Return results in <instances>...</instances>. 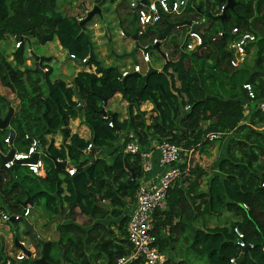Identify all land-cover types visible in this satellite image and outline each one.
Returning a JSON list of instances; mask_svg holds the SVG:
<instances>
[{
    "label": "trees",
    "instance_id": "16d2710c",
    "mask_svg": "<svg viewBox=\"0 0 264 264\" xmlns=\"http://www.w3.org/2000/svg\"><path fill=\"white\" fill-rule=\"evenodd\" d=\"M225 4L226 0H190L180 14H162L157 24L145 27L138 36L139 45L152 44L169 22L204 20L199 29L201 47L181 49L187 28L173 30L168 43H163L165 50H160L169 57L146 81L130 73L120 80L115 69L88 58L86 64H96L100 76L79 72L67 86L60 77L50 79V57L25 56L26 46L56 40L67 55L80 62L89 55L86 28L76 18L61 14L58 0H0V42L10 40L7 35L21 41L12 60L0 46V86L18 100L9 127L0 129V150L23 151L28 145L24 137L30 135L38 139L44 162L42 175L36 176L20 164L7 169L0 161V211L5 208L11 216L21 215V203L29 198L31 208L61 218L56 226L57 242L48 241L41 254L35 239L33 258L10 259L11 264H38L35 260L41 256L48 264H115L130 253L126 239L129 213L124 209L134 203L143 176L138 158L123 153V142L130 133L143 147L156 138L185 152L205 153L214 142L225 150L215 166L216 174L210 175L197 165L187 167L186 156L181 154L183 162L177 165L181 174L167 190L165 207L153 216L160 249H181L175 252L177 259L164 264H190V253L204 264H231L229 260L240 254L234 228L251 245L243 252L241 264H264V113L255 110V102L242 88L249 83L255 99L264 98V0H234L233 8L222 16L219 9ZM136 24L134 14L127 27L120 22L131 35L136 33ZM233 27L255 38L246 46V53L254 48L251 67L236 62L228 47ZM29 60L32 68L26 66ZM35 63L41 72L34 71ZM115 93L126 102L125 118L104 109V100ZM144 102L152 105L148 116L139 109ZM0 105L3 117L8 105L2 97ZM75 118L88 129V138L71 132L69 123ZM9 130L14 135L8 146L4 139ZM208 133L217 137L210 140ZM56 134L60 136L58 146L54 144ZM88 144L92 146L84 154ZM52 158L67 160V166L76 169L74 174L56 169ZM204 178L206 188L202 190L199 185ZM105 202L110 209L104 207ZM224 214L233 219L213 228L193 225L198 217L204 220ZM77 216L86 217V224H77ZM22 222L24 217H19L10 225L17 231ZM13 238L19 239L17 232ZM182 251L187 253L182 255ZM6 258L0 251V262ZM129 264H143V259Z\"/></svg>",
    "mask_w": 264,
    "mask_h": 264
},
{
    "label": "built area",
    "instance_id": "2783aa9c",
    "mask_svg": "<svg viewBox=\"0 0 264 264\" xmlns=\"http://www.w3.org/2000/svg\"><path fill=\"white\" fill-rule=\"evenodd\" d=\"M188 1L189 0H150L143 4L139 3L138 5L132 3L131 6L135 7L136 21L139 26L138 34H141L145 27L157 24L160 21L162 14H180ZM88 10L85 9L84 14L77 17L76 20L79 22L82 21ZM223 10L224 7H221L219 9V13L221 14ZM203 21L204 20H197L194 22L200 23ZM93 26H96V24H93ZM186 35L187 38L182 44L185 51L196 50L203 44V39L199 31L193 32L188 30ZM217 36H222V32H218ZM230 36L231 39L229 40L228 47L232 50L236 62H243L247 58L246 46L247 44L252 43L255 38L253 34L249 32L239 33L237 27H233L231 29ZM6 37L14 42L15 48L19 47L21 41L15 36L7 35ZM155 42L156 40L153 41V43ZM30 54L31 50L27 49V55ZM163 57L165 59L164 62H166L168 57L167 53H163ZM68 58L70 60H75V57L72 54L68 55ZM149 58L148 52L142 53L143 62L148 63L150 61ZM87 61L88 57L84 58L80 62L85 64ZM140 70L141 67L139 64L134 63L130 70H123L118 75V79H123L131 72L140 73ZM42 71L45 72L47 69L44 68ZM242 88L244 89L247 98L250 101L255 102V110L264 113V98L256 100L253 87L249 83H244ZM187 108L188 106L185 107V109ZM109 126H112V123H109ZM206 137L211 140L216 138L217 135L208 133ZM24 138L28 140L27 148L20 152L14 151L11 160L3 163V166L8 169L15 166L16 161H22L20 165L26 167L31 174L40 176L43 173L44 162L42 159L43 152L39 149V141L37 138L30 135H25ZM127 138L128 139L125 142L122 141L124 146L123 153L125 155L136 156L138 158L143 175L144 173H150L153 168V151L157 154L156 162L162 171L156 181L144 183V181H141L143 176L140 179V185L134 196V208H131L126 227V239L130 244L131 250L128 255L118 258L115 264H129L132 260L138 257L143 259V264H164L168 258L165 252L161 251L157 235L153 232V216L156 210L163 209L165 207L167 190L172 185L173 181L179 178L181 174L179 167H177L178 164L183 162L181 154L183 153V155L186 156V166L190 167V156L193 153V149L185 152L182 148L174 145L168 140H158L156 138L152 139L147 147H143L138 142L136 136L132 133L128 134ZM4 143L8 146L10 145L9 135L4 139ZM54 144L57 146L55 142ZM91 146V144H88L82 152L84 154H88ZM9 150L10 149L6 152L0 150V156H6ZM34 156H36V160L32 161ZM66 170L68 173L73 174L76 169L66 166ZM261 186H264V183H261ZM242 206L247 209L245 204ZM28 214L29 208L26 207L21 215L13 217L15 220L19 217L27 216ZM1 219L3 221H8L10 216L1 212ZM233 232L236 235V244L241 253V249L245 248L248 244L244 241L243 234L239 231V229L234 228ZM19 243L25 247L24 242L19 241ZM249 246L251 247L250 244ZM262 250L264 251V245ZM23 258H27V256L21 251V255L13 260L22 261L21 259ZM30 258H33V253H31ZM229 262L231 264H236L235 258H231ZM2 264H11V260L6 259V261Z\"/></svg>",
    "mask_w": 264,
    "mask_h": 264
},
{
    "label": "crops",
    "instance_id": "0c3cea01",
    "mask_svg": "<svg viewBox=\"0 0 264 264\" xmlns=\"http://www.w3.org/2000/svg\"><path fill=\"white\" fill-rule=\"evenodd\" d=\"M80 1H84V0H61V8L59 9L61 11V14L63 15H66V16H71V17H74V18H77V17H80L84 14V10L85 9H89L88 11H90L91 9H93L94 7H97L99 8V14H95V15H102V11H101V7L104 6L106 7L105 9V13H106V16H115L117 14V10H122L124 8H127L129 9L130 11H132V13L136 16L135 14V7L134 6H131V4H135V5H138L139 3H142L141 0H135V1H132V0H105V3L102 4V5H97L96 3L95 4H92L91 6H89V4L85 3V4H80L78 6V4L80 3ZM150 0H145V2H148ZM107 2H110L112 3V7L110 6V4L108 5ZM122 2V3H121ZM121 3V4H120ZM188 3V2H187ZM143 4V3H142ZM187 5V4H186ZM59 7V6H58ZM186 7V6H185ZM185 9V8H184ZM183 9V10H184ZM88 13V12H87ZM87 15V14H86ZM93 16L91 18V21H92V27L91 28V36L92 37H88V43L91 44V49L93 51V54H94V59H96L100 64L101 66H103L104 68H107V67H110V68H113L117 71L118 75L123 71V70H126V64H134L135 62L136 63H140L138 62L139 59H136L134 57V54L137 50H140L141 52V59H142V49H140L139 47H146V46H153L154 43L150 44V45H142V44H137V39H138V36L141 35V34H138V30H139V26H137V30H136V33H132L129 34V33H126L123 31V29L121 28L120 26V22H119V26L116 25L117 23V20H115L114 22L111 23V28L108 27L107 24L104 25L103 28H101L99 30V25L97 23V21L95 20V18H97V16ZM168 15H173V14H168ZM175 15V14H174ZM86 17V16H85ZM132 20V19H131ZM130 20V21H131ZM188 20V19H186ZM198 19H194L192 20V22L196 21ZM130 21L125 24V21L123 20V26L127 27L130 23ZM87 24V23H86ZM86 24L84 25V27L86 28ZM93 24H96V26H93ZM137 25V24H136ZM132 28V26H131ZM113 29H116L118 31V34H112V31H114ZM145 29V28H144ZM177 29V28H176ZM175 30V29H174ZM188 30H190V28H187V31L186 33L188 32ZM173 31V30H172ZM171 31V32H172ZM144 32V30H143ZM170 32V33H171ZM170 33L167 35V37L161 41L158 45V49H154L151 47L150 50H148V52H150V61L148 63H145L143 61H141L142 63H140L141 65V70L140 71L142 74L145 73V71L147 70L148 68V65H150L153 69H156L157 71H159V69L161 68V66H155L153 64V62H156L158 63V60L161 59L162 61H164V57H163V54H161L160 50L163 51L165 50L164 46H163V43H168L167 42V38L169 37ZM136 34L137 35V38L136 39H133L132 36ZM106 38H109L110 39V42L109 43H106L105 40ZM184 39V38H183ZM158 40V38H157ZM156 40V41H157ZM111 42H115L113 45L111 44ZM58 44V43H57ZM182 44H183V41H182ZM181 44V45H182ZM58 46V50L60 51V55H61V58L62 57H65V58H68V55H67V52L65 50H63L59 44L57 45ZM89 47V45H88ZM181 47V46H180ZM28 48V47H26ZM134 53H133V57H130L128 55H124L122 56L123 53H127L129 51H131L132 49H134ZM30 49V48H29ZM31 50V49H30ZM111 50V52H110ZM109 52L111 53V55L109 54ZM152 52H155L156 55H157V59L155 58L152 62V58H151V54ZM31 53H33L31 51ZM34 54V53H33ZM35 55V54H34ZM55 55V54H54ZM28 56V55H27ZM37 57V56H36ZM36 59V58H34ZM62 62L63 61H68L70 63H67L65 66H61L60 69H58V72H59V75L61 76V79L63 81L66 82L67 86H70L71 83H72V79L75 77V75L79 72H87V73H94L97 77L100 76V73L96 72L97 71V66L96 64H82L81 62L77 61V60H70L68 58V60L66 59H61ZM79 63L81 66L80 68H75V63ZM26 64L27 66H31L32 63L31 61H26ZM132 68V67H131ZM130 69V68H128ZM73 71V72H72ZM66 74L68 76H66ZM56 78V77H54ZM54 78H50L51 80H53ZM3 94H9V96H13V94L6 88H4V91H3ZM15 98V97H14ZM115 100H120V105L117 106L115 104H112L113 101ZM17 101L16 100L15 102H9V105L13 108V113H14V108H15V105L17 104ZM121 108H126V102L123 101V99L121 98V94L120 93H115L113 96H111L110 98H108L106 100V102H104V109L105 110H108L110 112H115V113H118L119 117L120 118H125V114L123 116H121ZM148 109L151 108L152 109V105L149 103V102H144L140 105L139 109L143 112H145L144 110L145 109ZM147 112V111H146ZM2 118V117H1ZM75 120H79L78 118H75L73 120H70V123H69V127H70V124L71 123H74ZM80 122V121H79ZM80 127H84L85 130H87V134L84 133L83 130H79L81 131V133H77V132H73L71 131L72 133H77L80 137H83V138H88L89 137V131L88 129L81 124ZM71 128V127H70ZM58 146V143L57 141L55 142ZM215 144V142H214ZM214 144L212 146H209L208 150L211 151L212 150V147L214 146ZM222 150H223V154L220 156L219 160L224 156L225 154V150H224V147L222 146L221 147ZM207 150V151H208ZM153 155H152V158H153V168L151 170L150 173H144L143 175V178L141 179V181H144L145 182H153V181H156V179L159 177V175L161 174V171L162 169L158 166L157 162H156V159H157V154L155 151H153ZM196 153L195 150H193V154ZM202 154H206V153H202ZM207 155V154H206ZM107 158V157H106ZM108 160V159H107ZM218 160V161H219ZM62 161V160H61ZM218 161L215 163V166L217 165ZM191 165V164H190ZM215 166L212 168L211 172L209 173L210 174H216V171H215ZM65 172L68 173V171L66 170L65 168ZM69 174V173H68ZM142 183V182H141ZM205 188H206V184H205ZM204 188V189H205ZM243 205V204H242ZM243 207V206H242ZM131 208H134V203L133 204H128L125 209H124V213L126 214L127 213H130L131 211ZM30 209L31 207L29 208V213H30ZM29 215V214H28ZM27 215V216H28ZM226 216V219L227 220L228 218H231L233 219L232 215L230 214H224ZM0 216H1V211H0ZM222 217V216H221ZM220 217V218H221ZM1 218V217H0ZM208 218H215V217H205V219L203 220V218L201 217H198L195 219V221L193 222V225H195L196 227H200V228H204L203 225H204V222H206L208 220ZM218 218V219H220ZM25 219V217H24ZM223 221L224 223L226 221ZM3 222V221H2ZM223 223V224H224ZM222 225V224H220ZM32 226V225H31ZM33 227V226H32ZM35 231V230H34ZM48 241V240H46ZM33 247H30L29 248V251L31 253H33ZM1 251V250H0ZM162 252L164 251L167 258H170L171 259V254L173 253L170 248V246H167L166 248H164L163 250H161ZM34 254V253H33ZM10 258V257H9ZM171 260H175V259H171ZM0 264H2V262H0Z\"/></svg>",
    "mask_w": 264,
    "mask_h": 264
},
{
    "label": "rangeland",
    "instance_id": "374dc122",
    "mask_svg": "<svg viewBox=\"0 0 264 264\" xmlns=\"http://www.w3.org/2000/svg\"><path fill=\"white\" fill-rule=\"evenodd\" d=\"M121 1V0H120ZM135 1V0H132ZM190 1V0H189ZM89 4V6H91L92 4H95L94 0H84V1H80V3L78 4V6L80 4ZM108 5L110 4V6L112 5V3L107 2ZM58 6L59 9L61 8V0H58ZM107 7V6H106ZM106 7L102 6L101 7V11H102V15H95L97 16V18H95V20L97 21L98 25H99V30L101 28L104 27L105 24L108 25V27L111 28V23L114 22L115 20H117L116 25L119 26V22L121 20L125 21V24H127L133 17V13L132 11H130L127 8L124 9H120L117 10V14L115 16H106L105 13V9ZM112 7V6H111ZM92 27V21L89 20L86 24V35L85 36H91V28ZM85 28V27H84ZM188 28V27H186ZM114 31H112V34H118V31L116 29H113ZM106 43L110 42L109 38H106L105 40ZM115 43V42H114ZM113 42H111V44H114ZM57 41L53 40L51 42H48L44 45L38 44L35 41L29 43L26 47H28V49L30 48L31 51L36 55V56H44V57H50L51 61L49 62V66L52 67V73H51V77L54 78H58L61 76L59 75L58 69H60V67L63 65L65 66L67 63L70 62H66L63 61L61 59H66L68 60V58L62 57L60 55V51L58 50V46H57ZM0 46L2 47V49L4 50L6 56L8 57L9 60H12V53L15 50L14 47V42L8 39H2V41L0 42ZM164 51V50H163ZM111 52V50H110ZM109 52V54L111 55V53ZM247 58L243 61L245 62V65L251 67L252 66V58H253V54H254V48L251 47L249 49V51L247 52ZM55 54V55H54ZM25 56H27V54H25ZM134 57L136 59H139L138 62L142 63V59H141V52L140 50H137L134 54ZM169 57V56H168ZM151 58H152V62L153 60L156 58L157 59V55L155 52H152L151 54ZM150 60V58H149ZM30 61V60H29ZM32 63V61H31ZM140 63L139 66L141 67ZM164 63V61H162L161 59L158 60V63L153 62V64L157 67V66H162V64ZM33 65V64H32ZM32 65L30 66L32 68ZM27 66V65H26ZM80 64L77 62L75 63V68H80ZM29 67V66H27ZM132 67V64H126V70H130ZM58 68V69H57ZM130 68V69H128ZM147 71V70H146ZM145 71V72H146ZM73 72V71H72ZM66 76H68L66 74ZM178 84V82H176V85ZM4 91V87L0 86V97H2L3 99H5L6 101H10V102H15L17 99L14 98L13 96H9V94H3ZM112 104H115L117 106L120 105V100H115L113 101ZM1 106V105H0ZM4 111V110H3ZM146 116H148L149 114L152 113L151 108H149V110L146 108L145 110ZM147 111V112H146ZM5 112V111H4ZM7 112V111H6ZM6 112L4 113V115L6 114ZM121 116H123L126 113V108H121ZM81 123L79 122V120H75L74 123L70 124L71 127V131L73 132H77V133H81V131L79 130H83L85 134H87V130H85L84 127H80ZM54 140L55 142L57 141L58 145L60 142V136L59 135H54ZM222 147V146H221ZM218 143H215L214 146L212 147L211 151H207L205 152L206 154H201V153H192L191 154V158H190V162H191V166H199L202 169L206 170V172L210 173L212 168L215 166V163L219 160L220 156L223 154V150L221 148ZM3 151H7L6 149ZM43 159V156H42ZM74 174V173H73ZM70 174L69 175H73ZM199 187L203 190L205 188V178L202 180L201 184L199 185ZM105 208L110 209L109 205L107 202H105L104 204ZM226 219V216L223 215L220 219L218 218H208V220L206 222H204L203 227L204 228H213L215 225H220L223 224L224 220ZM231 218H228L225 221H230ZM28 222L30 225L33 226V229L35 230L36 234H37V239H40L42 241H52V242H57L59 239V235L58 232L56 230V226L59 222H61V218L59 217H47L40 209H38L37 207H32L30 209V213L28 216L25 217L24 222L19 223L17 225V231L14 227H12L10 225L11 222H6L1 220L0 218V250H1V254L4 257H7L6 259H16L18 256L21 255V251L18 249V247L15 246V243L13 244V232H17V235L19 236V241L24 242L25 243V247L27 249H29L30 247L36 248L35 246V242H34V238L30 235H25L24 234V223ZM75 222L79 225H84L86 224L87 220L86 217L83 216H77L75 218ZM62 245V243H61ZM185 249V247L183 248V250ZM40 251V249L38 250ZM177 251H181V249L176 246L175 247V251H172L173 253L171 254V259H177L175 256V252ZM183 253H187L185 251H182L181 254L183 255ZM189 253V252H188ZM61 254H62V247H61ZM187 256L190 259V262L193 264L199 263V264H204L203 262H198L196 261L195 256H193L191 253L187 254ZM10 257V258H9ZM187 257V258H188ZM26 258L21 259L22 261L25 260ZM170 259V258H168ZM167 259V260H168ZM3 262V261H2ZM190 263V264H191Z\"/></svg>",
    "mask_w": 264,
    "mask_h": 264
},
{
    "label": "water",
    "instance_id": "95a60500",
    "mask_svg": "<svg viewBox=\"0 0 264 264\" xmlns=\"http://www.w3.org/2000/svg\"><path fill=\"white\" fill-rule=\"evenodd\" d=\"M141 2L145 3V0H141ZM233 6H234V0H226V4H225V7H224L222 16L225 15V10L226 9H232ZM95 14H99V8H97V7H94L93 9L88 11L86 17L82 21L79 22V26L84 27V25L89 20H91V18ZM203 24H204V22L195 23V22H192V20H182V21H177V22H169L167 24L166 28L159 34L158 40L153 44V46H146V47H139V48L142 49L143 53L148 52V50H150L151 47L154 48V49H158L159 43L161 41H163L172 30H174L176 28H180V27H188V28H190V31L198 32ZM132 38L136 39L137 35L134 34L132 36ZM186 38H187V35L184 36L183 42L186 40ZM85 40L87 42L89 41L88 40V36H85ZM88 45H89L88 58L89 59H94V54H93V51L91 49V44L88 43ZM180 48L183 49V46L181 45ZM134 50H135V48L132 49L131 51L127 52V53H123L122 56L128 55L130 57H133ZM34 71L35 72H41L39 70L38 63H35V70ZM156 72H158L156 69H153L150 65H148L147 71L145 73L142 74V73H139V72H131L130 75L134 76V77L141 78L143 81H146L148 79V77L152 73H156ZM125 78L126 77L123 78V81L125 80ZM104 102H106V100H104ZM6 105H8V109H7L6 114L2 118L0 117V129L8 128L9 124H10V120H11V118L13 116V108L9 105L8 101H6ZM101 112L104 113V111H101ZM13 135H14L13 131L9 130L10 139L13 138ZM13 153H14V149H10L6 156H0V161L2 163H5V162L11 160ZM35 160H36V156H34L32 158V161H35ZM51 160H52L55 168L58 169V170L65 169V167L67 165V160L58 161L57 159H53V158ZM20 163H22V161H16V164H20ZM27 205H29L30 207L32 206V203H31L29 198H27L25 201H23L21 203V206L24 207V208ZM4 211H5L6 214H9L5 208H4ZM10 222H13V217L10 218ZM25 226H26V229H25L26 233L30 234L34 239H37V234L34 231L33 227L28 222H25ZM37 242L41 246L40 253L42 254L43 251H44V247H45V245H46V243L48 241H42L40 239H37ZM14 243H15V246L18 247L27 256L28 259L31 257L30 251L27 250L24 246H22L19 243V241L17 239H15V238H14ZM248 249H249V245H247L245 248L241 249V253L239 254V256L235 260L236 264H241L242 254H243V252H246ZM35 262L38 263V264H48L45 261L43 256H41L38 259H36Z\"/></svg>",
    "mask_w": 264,
    "mask_h": 264
},
{
    "label": "clouds",
    "instance_id": "9594fccd",
    "mask_svg": "<svg viewBox=\"0 0 264 264\" xmlns=\"http://www.w3.org/2000/svg\"><path fill=\"white\" fill-rule=\"evenodd\" d=\"M204 22V21H203ZM186 35V34H185ZM141 73V72H140ZM58 161H60V160H58ZM68 162V161H67ZM67 166V165H66ZM66 168V167H65ZM26 207H28V208H30V206L29 205H27ZM25 207V208H26ZM1 212H3V211H1ZM4 213H5V211H4ZM9 216H10V218L11 217H13V216H11L10 214H8ZM1 217V216H0ZM24 217H26V216H24ZM2 220V219H1ZM3 221V220H2ZM9 222H10V219L8 220ZM13 221H14V217H13ZM7 222V221H6ZM19 241V240H18ZM13 244H14V239H13ZM249 245V244H248ZM263 247V246H262ZM249 248H250V246H249ZM19 249V248H18ZM27 249V248H26ZM27 250H29V249H27ZM28 259V258H27ZM236 260V259H235Z\"/></svg>",
    "mask_w": 264,
    "mask_h": 264
}]
</instances>
